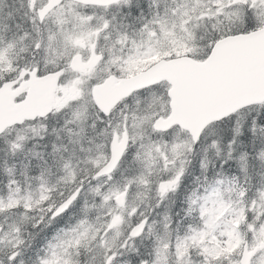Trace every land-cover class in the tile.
Here are the masks:
<instances>
[{
  "label": "snow or ice",
  "instance_id": "snow-or-ice-1",
  "mask_svg": "<svg viewBox=\"0 0 264 264\" xmlns=\"http://www.w3.org/2000/svg\"><path fill=\"white\" fill-rule=\"evenodd\" d=\"M0 264H264V0H0Z\"/></svg>",
  "mask_w": 264,
  "mask_h": 264
}]
</instances>
